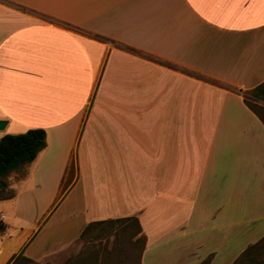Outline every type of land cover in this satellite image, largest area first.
<instances>
[{
	"label": "crops",
	"instance_id": "crops-1",
	"mask_svg": "<svg viewBox=\"0 0 264 264\" xmlns=\"http://www.w3.org/2000/svg\"><path fill=\"white\" fill-rule=\"evenodd\" d=\"M262 82L264 0H0V137L46 135L0 200V264L125 217L139 264H232L264 235V123L245 102L264 106Z\"/></svg>",
	"mask_w": 264,
	"mask_h": 264
},
{
	"label": "trees",
	"instance_id": "trees-1",
	"mask_svg": "<svg viewBox=\"0 0 264 264\" xmlns=\"http://www.w3.org/2000/svg\"><path fill=\"white\" fill-rule=\"evenodd\" d=\"M249 95L255 99L264 101V82L258 84L249 92ZM247 105L251 108L250 101L245 99ZM256 111V110H255ZM257 113V112H256ZM258 115V113H257ZM259 116V115H258ZM264 123V117L259 116ZM46 145V135L42 128H32L25 132L11 134L7 133L0 137V200L9 199L14 196V190L9 186L6 177L11 172H18L22 177L26 174L27 166L35 159L37 154ZM72 169V164L70 166ZM116 221H132L136 225V232L138 235L136 241H141L142 246L139 251L138 261L139 264L140 252L145 245V236L141 233L138 221L135 217H125L118 219H107L102 221L90 222L82 230L79 239L87 240V238L99 227L102 231L104 226H108ZM6 230V224L0 220V236ZM33 263V260L25 257L22 253L12 257L6 264H22ZM93 264L89 256L84 253H79L73 258L68 259L64 264ZM205 261L203 264H207ZM232 264H264V235L256 242L248 245L232 262Z\"/></svg>",
	"mask_w": 264,
	"mask_h": 264
},
{
	"label": "rangeland",
	"instance_id": "rangeland-1",
	"mask_svg": "<svg viewBox=\"0 0 264 264\" xmlns=\"http://www.w3.org/2000/svg\"><path fill=\"white\" fill-rule=\"evenodd\" d=\"M249 103L259 116L264 117V106L259 104V101ZM70 172H73V164ZM12 176L18 178L19 175L16 176L11 172L5 181ZM135 232L136 225L132 221H116L104 226L102 231L99 227L96 228L87 240L77 239L63 251L45 260H33V263L22 264H64L81 252L88 255L93 264H136L142 243L134 242L138 237V235L134 236Z\"/></svg>",
	"mask_w": 264,
	"mask_h": 264
},
{
	"label": "water",
	"instance_id": "water-1",
	"mask_svg": "<svg viewBox=\"0 0 264 264\" xmlns=\"http://www.w3.org/2000/svg\"><path fill=\"white\" fill-rule=\"evenodd\" d=\"M5 124H6L5 120H0V130L4 128Z\"/></svg>",
	"mask_w": 264,
	"mask_h": 264
}]
</instances>
